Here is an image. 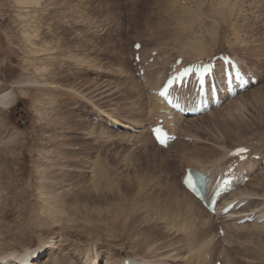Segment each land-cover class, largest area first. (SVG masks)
<instances>
[{
	"label": "rangeland",
	"instance_id": "rangeland-1",
	"mask_svg": "<svg viewBox=\"0 0 264 264\" xmlns=\"http://www.w3.org/2000/svg\"><path fill=\"white\" fill-rule=\"evenodd\" d=\"M182 1L0 0V93L13 90L18 97L12 108H0V256L34 251L52 240L48 252L61 264H91L93 258L95 264L126 258L197 264L194 256L201 264H264V221L237 226L226 224V216L217 224L204 209L191 211L180 183L187 163L216 171L214 165L229 162L230 150L250 144L261 163L243 162L263 169L228 200L239 193L264 196V0ZM137 40L143 45L144 80L133 63ZM197 42L207 47L203 59L186 55ZM221 53L240 58L260 77L259 86L206 116L187 121L175 116L167 124L175 130L182 122L180 136L193 141L157 148L148 129L164 107L149 90L165 78L166 61L178 56L192 63ZM151 57L165 64L154 67ZM94 113L138 129L117 132L92 122ZM64 118L67 125H61ZM61 135L68 146L55 150L54 138ZM50 157L59 161L48 174ZM100 170L105 179L99 180ZM46 178H64L46 190L53 197L41 191ZM63 195L67 203L51 209ZM246 199L232 213L257 210L255 221L264 220V197ZM107 214L115 226L103 223ZM220 228L225 234L216 238ZM210 243L214 251H204L211 254L208 261L196 249Z\"/></svg>",
	"mask_w": 264,
	"mask_h": 264
},
{
	"label": "bare ground",
	"instance_id": "bare-ground-1",
	"mask_svg": "<svg viewBox=\"0 0 264 264\" xmlns=\"http://www.w3.org/2000/svg\"><path fill=\"white\" fill-rule=\"evenodd\" d=\"M189 2V0H186V4ZM245 2V1H244ZM225 3H227V2H225ZM252 4V3H251ZM253 6V5H252ZM227 7V6H226ZM228 7H230V8H232L231 6H228ZM227 7V8H228ZM226 8V9H227ZM227 10H229V8L227 9ZM237 10V9H236ZM235 10V11H236ZM234 11V10H233ZM232 18V17H231ZM245 18H246V16H245ZM239 20H241V19H239ZM238 20V21H239ZM238 23V22H237ZM236 23V24H237ZM246 25V24H245ZM233 26H235V24L233 25ZM241 26V25H240ZM239 26V27H240ZM242 27H240V29H241ZM245 30V29H244ZM243 30V31H244ZM255 30V29H254ZM242 31V30H241ZM243 31H242V33H243ZM236 32V31H235ZM208 35L210 34V33H207ZM244 36H245V34H244ZM211 37V36H210ZM213 38V37H212ZM239 38V37H238ZM243 41V40H242ZM245 41V40H244ZM247 41V40H246ZM252 42H254V41H252ZM246 44H249V43H247V42H245ZM211 44V43H210ZM245 44V45H246ZM189 45V44H188ZM188 45H186V46H188ZM185 48V47H184ZM195 48H196V50H195ZM205 48H207L206 47V45L205 44H202V42L200 43V42H197L196 43V46H195V44H193L192 46H191V50H187L188 52H191V51H199V53H190V54H188V52H187V56H191V57H194V58H200V57H202V59H203V53H205ZM143 49V48H142ZM154 51V50H153ZM202 51H203V53H202ZM185 55V56H186ZM187 56H186V59H187ZM177 57L178 56H176V59H177ZM237 57V56H236ZM156 58V57H155ZM155 58H154V60H153V62H151L150 64L151 65H153L154 63H156L157 62V64H154V67L155 66H157V65H162V64H165V62H163V61H161V59L159 58L158 60H156L155 61ZM184 58V57H183ZM149 59V58H148ZM175 59V58H174ZM176 59H175V61H176ZM238 60H240V58L238 59ZM158 61H161L162 63H159L158 64ZM175 61L173 60L172 62H170V63H168V61H166V75H164L163 77H167V75H168V72H169V68L167 69V67H169L168 65H170L171 67L173 66V64L175 63ZM194 61V60H193ZM193 61H189V62H193ZM241 61V60H240ZM188 63V62H187ZM242 63V62H241ZM143 64H144V62H143ZM244 65V64H243ZM148 66V65H147ZM245 66V65H244ZM246 67V66H245ZM247 68V67H246ZM151 69H152V67H150V71H151ZM157 69V68H156ZM163 69V68H162ZM152 72H150V74H151ZM257 77H259V76H257ZM165 78L164 79H161V78H159V79H161V80H159V84L157 85V87L156 88H158V87H160L161 86V84L164 82V80H165ZM260 78V77H259ZM32 79V78H31ZM143 80H144V78H143ZM31 82H33V83H35V84H37L38 82H36V80H34V81H31ZM30 82V83H31ZM26 83V85L28 86V84H29V81H26L25 82ZM32 83V84H33ZM39 84V83H38ZM260 84V83H259ZM259 84L257 85V86H259ZM23 85H25L24 83H23ZM22 85V86H23ZM25 85V86H26ZM256 86V87H257ZM130 87V86H129ZM255 87H253L252 89H254ZM252 89H250V90H252ZM250 90H248L247 92H245V93H248ZM13 91V90H12ZM11 90L10 91H3L2 93H0V108H2V109H6V110H8V109H10V108H12L13 107V105H14V103L16 102V98H18L17 97V95L14 93V91L12 92ZM245 93H244V95H245ZM151 94V93H150ZM152 95H154V94H152ZM243 95V96H244ZM155 96V95H154ZM150 97V96H149ZM239 97V96H238ZM240 97H242V96H240ZM155 98H157V96H155ZM155 98H153L154 100H159L158 98L157 99H155ZM236 99V98H235ZM237 101H239L238 99H236ZM160 101V100H159ZM158 101V102H159ZM231 101H233V100H231ZM230 101V102H231ZM237 101H235V102H237ZM157 102V103H158ZM152 105V104H151ZM150 105V106H151ZM160 105L162 106V108L164 107V109L163 110H160L159 108V113H157L156 114V116H155V114H154V117H156V119L158 120L159 118H162V119H165L166 120V122L168 123V122H171V121H173L174 120V117L175 116H179V117H181L180 115H176V114H174V113H168V111H167V108L165 107V105H163L162 103H161V101H160ZM157 106V105H156ZM159 106V105H158ZM160 106V107H161ZM235 106V105H234ZM152 108V107H151ZM161 108V109H162ZM222 108V107H221ZM220 108V109H221ZM241 108V107H240ZM214 111H217V110H214ZM214 111H210L208 114H210V113H212V112H214ZM154 113V112H153ZM208 114H205V115H202V116H199V117H203V116H206V115H208ZM168 116H172V120H168L167 121V118H168ZM199 117H194V118H185V117H181L180 118V120H188V119H196V118H199ZM60 118H62V117H60ZM100 118H102V120L104 121V120H106V121H110L112 124H115L116 126H119V127H122V128H130V127H133V126H131V125H129V124H122L118 119H116V118H114V117H112V116H105V117H102L101 115H100ZM62 121H61V125H63L64 123L67 125L68 124V122H67V120L64 118V119H61ZM56 122H58V121H56ZM60 122V121H59ZM178 122H179V120H178ZM71 123V122H70ZM69 123V124H70ZM157 123V122H156ZM156 123H154V124H152L150 127H149V133H150V128L153 126V125H155ZM56 124V123H55ZM58 124V123H57ZM73 124V123H72ZM170 124H173V123H170ZM169 124V125H170ZM181 124H183L182 122H181ZM181 124L179 125V126H177L176 128H175V130H174V127H172L171 128V130L172 131H174V132H176V133H178L179 134V132H178V128L181 126ZM54 125V124H53ZM59 125V124H58ZM173 126H174V124H173ZM62 127V126H61ZM62 129V128H61ZM137 129H138V126H136V127H134V133L137 131ZM139 131V130H138ZM141 131V130H140ZM142 132V131H141ZM53 135H55V133L53 134ZM180 135V134H179ZM57 136V135H56ZM152 137V136H151ZM180 137H182V135L180 136ZM59 139H56V137L54 138L55 139V142H56V144H55V142L53 143V144H55V146L56 145H62V146H68L67 144L68 143H66V142H64L65 140H66V138L64 137V135H61L60 137H58ZM60 138H63L64 140H61L60 141ZM152 140H153V138H152ZM180 140L181 139H179L177 142H180ZM177 142H175V143H177ZM153 143H154V141H153ZM175 143H173V144H171L169 147H168V149H170ZM154 145H155V143H154ZM53 146V145H52ZM156 146V145H155ZM58 147L59 146H56V148H55V150H57L58 149ZM157 148H159V149H161V150H164L163 148H160V147H158V146H156ZM63 149V148H62ZM62 149H60L61 151H62ZM51 152V151H50ZM50 152H48L47 151V153H50ZM52 152H53V150H52ZM55 152V151H54ZM59 152L60 151H58V154H59ZM57 153V152H56ZM55 153V154H56ZM52 153H50V155H51ZM72 154V153H71ZM52 155H54V153L52 154ZM51 155V156H52ZM61 155V156H60ZM60 159L58 158V157H56V158H52V157H50L51 158V160H52V167H51V171H49L48 172V170H47V172H48V174L51 172V173H53L54 171H52L53 169H54V167L56 166V164L55 163H58V161L59 160H62L64 157H65V154H63V151H62V153L60 152ZM54 156H56V155H54ZM59 159V160H58ZM58 160V161H57ZM46 162H42L39 166H43V165H46V163L47 162H49V161H47V160H45ZM193 165V164H192ZM194 166H197V165H194ZM215 167H217V168H219L220 166H222V167H225V165H214ZM259 166V165H258ZM189 167H191V166H189ZM185 168H187V166L185 167ZM205 169H207V168H205ZM238 169L239 170H241V171H243V169H246V170H248L249 169V171L248 172H250L251 173V175H253V174H257V172L258 171H260V169L262 170L263 168H257V166L254 164V163H248V164H246V163H244V162H241V163H238V167H237V171H238ZM186 170V169H185ZM234 172V171H233ZM232 172V173H233ZM45 174V170H43L42 172H41V175H44ZM185 174V173H184ZM98 177H99V180H101V179H105L106 178V173L105 172H103L102 173V171L100 170L99 171V173H98V175H97ZM42 177V176H41ZM249 177V176H248ZM63 180H64V178H52V179H48L47 180V178H46V180H45V182L47 181V183H46V185L45 186H43L42 187V192L43 193H46L48 196H51V197H53V195H51L48 191H46L47 189H48V187L50 186V185H58V184H60L61 182H63ZM44 182V183H45ZM246 184H248V183H246ZM246 184H243V185H240V187H239V189H237V191H235L234 193H232L230 196H228V198H226L225 200H224V202H223V204H222V206L223 207H225L228 203H230V202H237L238 200H245V198H249V199H258V200H261V198L263 199V197L264 196H261V197H259L257 194H255V195H251V194H243V193H241V196H240V193H239V197L237 198V199H235V200H228V199H230V197L233 195V194H235L236 192H238V191H240L243 187H245V185ZM185 189V188H184ZM183 189V191L182 192H184L183 194V196H185L187 199H185V204L187 203L188 204V207L191 209V211L192 210H194V209H199L200 211H201V209L200 208H202V209H204L201 205H200V203H199V201L189 192L188 193V191L185 189L184 190ZM250 190V189H249ZM188 195H187V194ZM255 193V192H254ZM116 195H118V194H116ZM120 195V194H119ZM247 195H250V196H247ZM54 196H59V193L58 192H55V194H54ZM66 195H63L62 196V200L60 201V202H52V203H50L49 205H52L50 208L51 209H54V210H56V207H63L67 202L63 199L64 197H65ZM76 199L78 200L79 199V197H76ZM246 199V200H247ZM101 200V199H100ZM227 202V203H226ZM64 203V204H63ZM123 203V202H122ZM238 203V202H237ZM61 204V205H60ZM63 204V205H62ZM225 204V205H224ZM239 205V204H238ZM237 204L235 205V207L236 206H238ZM235 207H234V209H235ZM244 207V206H243ZM118 209V208H117ZM234 209H233V211H234ZM121 210H123V207H122V209ZM121 210L120 209H118V211H119V215L121 214ZM220 210L221 209H217V213L216 214H211V213H209L208 211H206L205 209L203 210V211H201V213L203 214V215H205V213L206 212H208L209 214H211V215H213V218L212 219H215L216 221H220V222H218V223H221L223 220H222V218L223 217H228V219L229 220H227L226 222V224H228V223H230V225L231 224H233V222L235 221L236 223H237V226H239V225H246V224H241V223H239V221L237 222V219H235L236 217H238L237 215H239V213L238 214H233L232 212L231 213H228L227 215H225V216H222V215H220ZM240 210V208L239 209H237V211H239ZM100 211V210H99ZM196 211V210H195ZM194 211V212H195ZM198 211V210H197ZM257 211V210H256ZM256 211L255 212H251V213H248V214H241V215H239L240 217H243V218H245V217H251V216H255V214H256ZM108 212V211H107ZM258 212V211H257ZM99 214H101L100 212H99ZM207 214V213H206ZM208 215V214H207ZM207 215H205L206 217H207ZM262 217L264 216V214L263 215H261ZM114 217V216H113ZM117 217V216H116ZM116 217H114L113 219L115 220V218ZM106 220L103 222V223H105L106 225H108V224H110L109 225V227L110 226H112V225H114V224H112L113 223V221L111 220L112 218H110L109 216H108V214H107V216H106ZM118 218H120V216L118 217ZM123 218V217H122ZM209 218H211V217H207V219H209ZM242 218V219H243ZM255 218V217H254ZM254 221H255V219H254ZM253 221V222H254ZM224 223H225V220L223 221ZM256 223H258V220L257 221H255ZM254 222V223H255ZM100 223V222H99ZM102 223V224H103ZM116 223V222H115ZM118 223V222H117ZM141 223V222H140ZM147 223V222H146ZM204 223V222H203ZM202 223V224H203ZM217 223V224H218ZM93 225L95 224V223H92ZM205 224H207V222L205 221V223L203 224V225H205ZM261 224H262V222H261ZM99 225V224H98ZM223 225V224H222ZM102 226V225H101ZM100 226V227H101ZM115 226V225H114ZM113 226V227H114ZM94 227H96L95 225H94ZM123 227V226H122ZM229 227V226H228ZM242 227V226H241ZM102 228H103V226H102ZM227 228V227H226ZM233 228V227H232ZM97 229H99V228H96V229H94V230H97ZM105 229V228H104ZM223 229V228H222ZM100 230V229H99ZM220 230V229H219ZM219 230H218V233L216 234V238H217V236L219 235ZM111 233H112V231H111ZM207 233V232H206ZM112 235V234H111ZM114 235V234H113ZM207 235V234H206ZM109 237H111L110 235H109ZM209 237V236H208ZM113 238V237H112ZM142 239L143 238H140L139 240H141L142 241ZM206 239V238H205ZM219 239V238H218ZM217 239V240H218ZM148 240V239H147ZM213 240V239H212ZM134 242H135V245L136 244H143V243H139V242H136L135 241V239L133 240ZM140 241V242H141ZM176 242V241H175ZM54 243L52 242V240H49V242H48V244L45 242V243H43L42 244V246L41 247H39L38 249H36V250H34V251H25L24 253H17V252H10V253H7V254H5L4 256H0V264H35L34 262L35 261H37L36 263H40L42 260H44V259H46V260H48L47 261V263L46 264H61L60 263V261L62 260H60L59 258L58 259H54V258H51L50 256L52 255L51 254V252H48V249H50V248H53L54 247V245H53ZM131 244H133V243H131ZM213 243H210L209 245L208 244H204V245H201V250H200V248H198V249H196L197 251H196V254H204V255H207L208 254V259H206V260H211V254L209 253V252H204V251H206V250H210V251H214V249H211L213 246ZM216 245V244H215ZM144 246V245H143ZM146 246V245H145ZM58 247V246H57ZM168 247V246H167ZM139 248V247H138ZM143 248H145V247H143ZM163 249V248H162ZM148 250V249H147ZM200 250V251H199ZM156 251V250H155ZM151 252V251H150ZM149 252V253H150ZM173 252V251H172ZM171 252V254H173ZM204 252V253H203ZM146 253V252H145ZM215 253V252H214ZM142 254V253H141ZM151 254V253H150ZM192 255H194V254H192ZM190 256V255H189ZM167 257V256H166ZM170 257V256H169ZM61 258V257H60ZM65 258V257H64ZM126 258V257H125ZM157 258V257H156ZM219 259V258H218ZM63 260H65V259H63ZM69 260V259H68ZM67 260V261H68ZM192 260L194 261V263H197V264H201V257H199V259L197 260V262H195V256L192 258ZM215 260H216V257H215ZM128 262L127 264H149V263H147V262H144V261H141V260H137V259H132V258H126L125 260H122V263L121 264H125V262ZM163 261H165V260H163ZM162 261V262H163ZM174 261V260H173ZM190 261V260H189ZM217 261V260H216ZM64 262V261H63ZM99 261H98V258L97 259H92V263L93 264H95V263H98ZM112 262V261H111ZM154 262V261H153ZM91 263V264H92ZM114 263V262H113ZM189 263V262H188ZM215 263V261L213 262V263H211V264H214ZM118 264V263H117ZM120 264V263H119ZM173 264V263H172ZM183 264V263H182Z\"/></svg>",
	"mask_w": 264,
	"mask_h": 264
},
{
	"label": "snow or ice",
	"instance_id": "snow-or-ice-1",
	"mask_svg": "<svg viewBox=\"0 0 264 264\" xmlns=\"http://www.w3.org/2000/svg\"><path fill=\"white\" fill-rule=\"evenodd\" d=\"M137 47H138V46H137ZM247 151H248V150H247L246 148L240 150V152H242V153H243V152H247Z\"/></svg>",
	"mask_w": 264,
	"mask_h": 264
},
{
	"label": "water",
	"instance_id": "water-1",
	"mask_svg": "<svg viewBox=\"0 0 264 264\" xmlns=\"http://www.w3.org/2000/svg\"><path fill=\"white\" fill-rule=\"evenodd\" d=\"M19 107H21V104H18Z\"/></svg>",
	"mask_w": 264,
	"mask_h": 264
}]
</instances>
